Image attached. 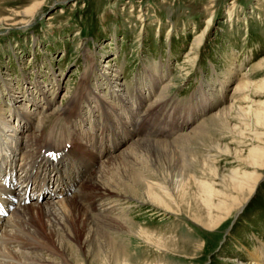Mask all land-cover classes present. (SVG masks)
Segmentation results:
<instances>
[{"label":"rangeland","instance_id":"1","mask_svg":"<svg viewBox=\"0 0 264 264\" xmlns=\"http://www.w3.org/2000/svg\"><path fill=\"white\" fill-rule=\"evenodd\" d=\"M202 34L205 39L197 47L194 42ZM91 63L97 69L91 70ZM149 68H155L156 74L164 73L165 84L170 83L165 113L154 119L156 127L169 125L166 131L172 130L174 116L180 117L181 123L191 121L193 111L211 104L198 116L203 120L233 101L230 97L235 85L247 72L255 87L249 94L251 102L245 106L264 110V0H0V103L7 111L13 106L9 94L17 93L20 101L28 102L33 97L40 99L39 88L56 107H67L86 76L93 89H82L93 96L98 93L112 100L119 87H141L150 95L154 88L147 85ZM227 79L230 82L224 90L220 80ZM206 95L210 102L202 99ZM45 115L48 119L43 134H52L53 141L69 134L63 118L51 111ZM235 119L229 123L230 131L220 129L222 132L212 137L231 150H214L216 166L223 175L250 170L245 168L247 162L235 155L236 148L264 146V133L255 143L250 142L255 139L254 130L243 136L235 128L244 127L249 117L236 115ZM89 123L85 128H90ZM163 136L151 139L171 142L176 137ZM242 136L250 140L244 146ZM194 151L185 154L201 159L204 148ZM180 158L181 153L174 157L175 165ZM258 171L262 178L244 210L237 206L232 214H223L222 224L214 232L192 218L193 211L202 209L193 197L194 189H188L181 202L185 208L177 217L147 212L140 204L128 208L117 202L126 209L123 218L130 216L131 223L167 235L168 252H157L127 234L117 237L109 231L107 237L122 245L131 264H264V169ZM105 204L111 206L110 201ZM206 216L203 214L205 223ZM99 242L90 246L98 256Z\"/></svg>","mask_w":264,"mask_h":264},{"label":"bare ground","instance_id":"2","mask_svg":"<svg viewBox=\"0 0 264 264\" xmlns=\"http://www.w3.org/2000/svg\"><path fill=\"white\" fill-rule=\"evenodd\" d=\"M204 39L200 35L194 45L201 47ZM90 68L97 69L94 64ZM154 70L147 69V85L154 88L150 95L141 87H119L112 100L98 93L93 96L82 89H93L86 76L67 107H56L40 88V99L20 101L17 93L9 94L13 106L8 111L0 103V202L7 203L8 208L4 211L8 215L0 214V264H131L122 245L109 240V231L117 237L134 236L157 252H168L167 235L131 223L129 213L123 218L126 209L120 207L122 202L128 208L140 204L147 212L177 217L185 208L181 202L188 189H194L193 197L202 211L191 210L192 218L210 232L220 227L223 214H232L237 206L244 210L262 178L258 170L264 169V146L236 148L235 155L246 161L245 168L250 170L223 175L216 166L214 150H231L212 137L220 129L227 130L236 115L240 119L249 117V126H235L243 136L255 132L251 141L242 136L241 144L259 143L264 137L259 135L264 133V110L245 106L251 102L249 94L255 87L248 80L251 73H245L235 85L230 97L233 101L203 120L198 116L211 104L205 110L193 111L191 121L181 123V118L174 116L172 130L166 131L169 125L156 127L154 119L165 113L170 83L165 84L164 73L156 74ZM227 82L230 80H220L224 90ZM261 85L264 89V82ZM202 99L211 101L207 95ZM49 111L63 118L69 127V134L57 141L52 140V134H43ZM87 120L89 129L85 128ZM163 134V139L176 137L171 142L151 139ZM197 147L204 148L201 159L185 154ZM3 151L6 154L2 155ZM179 153L181 158L175 165L174 157ZM203 214L207 215V223ZM100 238L103 241L99 242ZM97 242L99 256L93 254L94 247L92 251L90 248Z\"/></svg>","mask_w":264,"mask_h":264}]
</instances>
